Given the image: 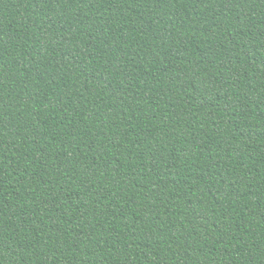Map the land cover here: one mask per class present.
<instances>
[{"label": "trees", "instance_id": "obj_1", "mask_svg": "<svg viewBox=\"0 0 264 264\" xmlns=\"http://www.w3.org/2000/svg\"><path fill=\"white\" fill-rule=\"evenodd\" d=\"M0 264H264V0H0Z\"/></svg>", "mask_w": 264, "mask_h": 264}]
</instances>
